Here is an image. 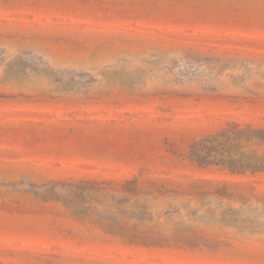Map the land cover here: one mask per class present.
I'll return each mask as SVG.
<instances>
[{"label": "rangeland", "instance_id": "obj_1", "mask_svg": "<svg viewBox=\"0 0 264 264\" xmlns=\"http://www.w3.org/2000/svg\"><path fill=\"white\" fill-rule=\"evenodd\" d=\"M232 123L264 0H0V264H264V172L189 155Z\"/></svg>", "mask_w": 264, "mask_h": 264}, {"label": "trees", "instance_id": "obj_2", "mask_svg": "<svg viewBox=\"0 0 264 264\" xmlns=\"http://www.w3.org/2000/svg\"><path fill=\"white\" fill-rule=\"evenodd\" d=\"M264 142V127L247 125L239 127L232 123L214 134L193 142L190 158L199 166L220 165L231 174L264 172V154L254 149L242 151L244 143L260 144Z\"/></svg>", "mask_w": 264, "mask_h": 264}]
</instances>
